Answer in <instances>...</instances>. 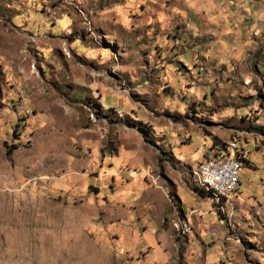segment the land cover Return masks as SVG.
Masks as SVG:
<instances>
[{
    "label": "rangeland",
    "instance_id": "1",
    "mask_svg": "<svg viewBox=\"0 0 264 264\" xmlns=\"http://www.w3.org/2000/svg\"><path fill=\"white\" fill-rule=\"evenodd\" d=\"M0 264H264V0H0Z\"/></svg>",
    "mask_w": 264,
    "mask_h": 264
},
{
    "label": "bare ground",
    "instance_id": "2",
    "mask_svg": "<svg viewBox=\"0 0 264 264\" xmlns=\"http://www.w3.org/2000/svg\"><path fill=\"white\" fill-rule=\"evenodd\" d=\"M231 147L235 159L233 161V167L228 172V179L231 180V182L227 184L228 194L222 191V185L210 180L205 170V166L209 162L210 151L206 154V156L204 157L205 159H203L204 161L200 164L199 167H197V170L195 171L202 187L208 191H212L214 194H216L217 198L219 197V199L220 197L223 199L230 198L232 195L237 193L240 187L243 165L237 155V144L235 142H230L227 149L224 151H231Z\"/></svg>",
    "mask_w": 264,
    "mask_h": 264
},
{
    "label": "built area",
    "instance_id": "3",
    "mask_svg": "<svg viewBox=\"0 0 264 264\" xmlns=\"http://www.w3.org/2000/svg\"><path fill=\"white\" fill-rule=\"evenodd\" d=\"M234 155L231 151L211 150L209 162L205 166V170L211 181L222 185V191L228 194L227 184L231 182L228 179V172L233 167Z\"/></svg>",
    "mask_w": 264,
    "mask_h": 264
},
{
    "label": "trees",
    "instance_id": "4",
    "mask_svg": "<svg viewBox=\"0 0 264 264\" xmlns=\"http://www.w3.org/2000/svg\"><path fill=\"white\" fill-rule=\"evenodd\" d=\"M224 146V147H223ZM228 147V145H222V146H217L216 148H214L215 150H226ZM213 150V149H212ZM211 151V150H210ZM202 191H204L203 193H207L209 196H211L212 198H217L216 194H214L212 191H208L206 189H203ZM221 198V197H220Z\"/></svg>",
    "mask_w": 264,
    "mask_h": 264
}]
</instances>
